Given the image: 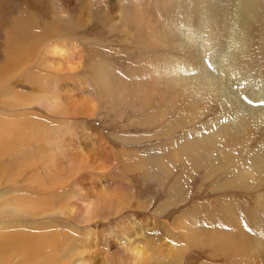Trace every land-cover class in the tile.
Wrapping results in <instances>:
<instances>
[{"label": "rangeland", "instance_id": "obj_1", "mask_svg": "<svg viewBox=\"0 0 264 264\" xmlns=\"http://www.w3.org/2000/svg\"><path fill=\"white\" fill-rule=\"evenodd\" d=\"M148 2L163 18L186 5ZM133 3L0 0V237L10 240L0 243V264H264L261 214H250L264 209L259 194L225 186L229 170H215L216 158L176 183L181 159L155 163L177 144L156 138L174 117L149 125L145 97L119 99L103 85L165 59L127 20ZM17 45L25 64L8 66ZM173 185L185 188L175 201ZM235 216L246 255L234 254L237 243L216 244L229 242L215 231L236 241Z\"/></svg>", "mask_w": 264, "mask_h": 264}, {"label": "bare ground", "instance_id": "obj_2", "mask_svg": "<svg viewBox=\"0 0 264 264\" xmlns=\"http://www.w3.org/2000/svg\"><path fill=\"white\" fill-rule=\"evenodd\" d=\"M185 4L177 2L176 10L163 18L152 12L148 0H134L133 7L126 8L127 20L133 23L136 33L144 29L145 39L166 51L165 59L141 64L136 72L130 71L129 78L125 77L128 80L117 78L118 84H112L115 87L105 76L108 81L102 78L103 85L112 88V94L119 89V99L128 96V100L136 94L145 97L143 105L153 108L154 113L146 122L149 125L174 117L156 132V138L174 136L169 141L177 144L162 152L155 163L167 167L181 159L185 172L176 177V183L181 184L182 178L191 177L198 167H207L216 158L214 169L229 170L224 185L258 193L262 200L259 205L264 208V197L260 195L264 193V0H233L231 4L186 0ZM18 45L8 47L3 59L6 65L25 64L26 59L14 55V49L21 47ZM54 50L66 53L60 46H54ZM6 65L2 66L7 71ZM125 85L128 89L120 88ZM173 187L172 199L185 189ZM229 205L235 206V202ZM245 209L250 211L249 207ZM250 214H261L256 224L264 226V209ZM241 226L242 220L235 216L237 242L215 231V239L229 242L216 244L237 243L234 254L246 255L248 250L242 241L247 242L248 234ZM257 239L261 241H256L257 245L264 246V233ZM9 242L8 237H0V243ZM132 250L138 256L142 254L137 248Z\"/></svg>", "mask_w": 264, "mask_h": 264}, {"label": "snow or ice", "instance_id": "obj_3", "mask_svg": "<svg viewBox=\"0 0 264 264\" xmlns=\"http://www.w3.org/2000/svg\"><path fill=\"white\" fill-rule=\"evenodd\" d=\"M245 99L248 100V103H252V101L250 99H248L247 97H245Z\"/></svg>", "mask_w": 264, "mask_h": 264}]
</instances>
